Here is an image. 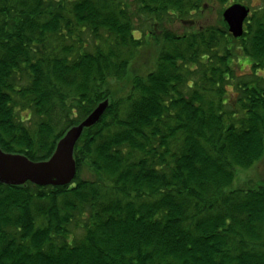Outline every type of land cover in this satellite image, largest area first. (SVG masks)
Instances as JSON below:
<instances>
[{"label": "trees", "instance_id": "trees-1", "mask_svg": "<svg viewBox=\"0 0 264 264\" xmlns=\"http://www.w3.org/2000/svg\"><path fill=\"white\" fill-rule=\"evenodd\" d=\"M103 102L72 183H0V264H264V173L239 182L264 164V0H0L2 152L50 160Z\"/></svg>", "mask_w": 264, "mask_h": 264}, {"label": "water", "instance_id": "water-1", "mask_svg": "<svg viewBox=\"0 0 264 264\" xmlns=\"http://www.w3.org/2000/svg\"><path fill=\"white\" fill-rule=\"evenodd\" d=\"M250 8L234 3L221 14L224 26L235 39L244 34V23L250 15ZM108 108V102L101 103L80 125L72 127L58 142L50 160L32 162L26 156L7 154L0 149V183L21 186L30 182L36 186H66L77 174L74 149L84 129L98 123Z\"/></svg>", "mask_w": 264, "mask_h": 264}, {"label": "rangeland", "instance_id": "rangeland-1", "mask_svg": "<svg viewBox=\"0 0 264 264\" xmlns=\"http://www.w3.org/2000/svg\"><path fill=\"white\" fill-rule=\"evenodd\" d=\"M210 7L209 10H207L204 14V19H203V22H205L206 24H218V21L220 19V11L223 9V6H220V4L218 3H214V4H211L209 5ZM182 26L178 25V24H175V25H171L167 28H171L173 29L174 31H177L181 28ZM147 27L145 28V32H147ZM149 33V31L147 32ZM140 34V33H139ZM137 34L136 36L137 37H140V35ZM155 44H150L148 46H146V50H144V53H143V57H141L140 61H139V64L140 66H147L149 63H151L152 61V54H153V51L155 49ZM243 69V68H242ZM249 72V69L246 68L244 69L243 73H248ZM258 169V173L255 171V170H251L247 173H244L243 175L240 176L239 178V182L241 181H245L246 179H249V178H253L254 180L256 179V176L261 175V173H264V164L260 165L259 168L257 167ZM256 169V170H257ZM255 172L257 174H255Z\"/></svg>", "mask_w": 264, "mask_h": 264}, {"label": "bare ground", "instance_id": "bare-ground-1", "mask_svg": "<svg viewBox=\"0 0 264 264\" xmlns=\"http://www.w3.org/2000/svg\"><path fill=\"white\" fill-rule=\"evenodd\" d=\"M33 162V161H32Z\"/></svg>", "mask_w": 264, "mask_h": 264}]
</instances>
